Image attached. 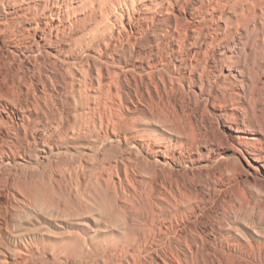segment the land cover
<instances>
[{"label":"bare ground","instance_id":"1","mask_svg":"<svg viewBox=\"0 0 264 264\" xmlns=\"http://www.w3.org/2000/svg\"><path fill=\"white\" fill-rule=\"evenodd\" d=\"M0 264H264V0H0Z\"/></svg>","mask_w":264,"mask_h":264}]
</instances>
